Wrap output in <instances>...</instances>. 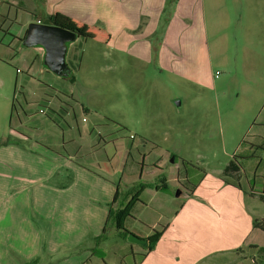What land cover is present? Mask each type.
<instances>
[{"label":"rangeland","instance_id":"1","mask_svg":"<svg viewBox=\"0 0 264 264\" xmlns=\"http://www.w3.org/2000/svg\"><path fill=\"white\" fill-rule=\"evenodd\" d=\"M24 11L0 4V249L37 245L41 260L57 264L75 244L83 264L90 251L97 264H133L131 246H142L106 220L116 187L122 196L168 180L169 199L146 187L125 223L145 234L141 221L161 229L204 172L236 183L217 175L230 161L243 167L240 183L264 212V0H218V13L206 12L217 30L208 36L212 66L198 82L152 64L109 69L104 44L83 37L68 57L74 81L60 77L41 48L15 39L18 25L35 18ZM243 139L258 146L242 150ZM177 173L188 177L185 188L170 180ZM252 237L243 236L242 264L257 260ZM57 244L59 253L45 254ZM236 252L220 259L236 264Z\"/></svg>","mask_w":264,"mask_h":264},{"label":"crops","instance_id":"2","mask_svg":"<svg viewBox=\"0 0 264 264\" xmlns=\"http://www.w3.org/2000/svg\"><path fill=\"white\" fill-rule=\"evenodd\" d=\"M206 1L209 8L205 7V0H0V4L7 8L15 7L33 12L34 19L27 18L17 27L14 37L19 41L29 22H42L47 15L59 12L109 33L108 41L103 43L107 68L123 69L128 63L140 67L152 64L157 69L198 82L201 72L209 71L212 66L208 36L217 30V24L207 21L206 18L218 13V0ZM75 40L68 46L67 62L68 57L69 61L75 57ZM255 146L258 145L246 142L241 149L252 151ZM163 156L161 154L154 158L155 171H162ZM235 164L236 170H229L226 165L223 171H217L218 176L236 177L234 184L222 182L220 177L212 178L204 172L190 190L191 194L185 193L183 203L177 210L174 208L169 214L170 217L165 218L166 222L158 230L161 233L154 247L150 250L145 247L136 250L131 246L133 264H227L228 261L220 257L229 252L233 253L234 250H237L235 259L240 260L236 264H242L241 247L246 233L254 236L253 241L247 244L248 247L264 246L263 231L252 226V220L263 216L264 212L258 213L255 191L249 187L248 177L244 176L249 190L241 185L243 167L240 163ZM142 175L141 169L140 177ZM170 180L175 186L185 188L182 180L188 181V177L177 173ZM167 182L165 179L161 184L140 183L148 185L154 193H162L167 200L170 197L167 193ZM130 189L127 188L126 192ZM145 190L146 187L142 189L136 203L143 204L141 195ZM126 192L122 196L119 194L120 199L115 202L117 206L123 204ZM261 201L264 202V198ZM141 222L150 228L148 231L139 230L145 234L134 232L141 238H147L159 225L156 222L151 225ZM118 233L121 235L120 230ZM70 246L73 253L71 252L69 260L57 264L84 263L83 257L86 254L81 255L80 249H76L77 245ZM6 247L0 249V264H46L39 257L37 245L32 244L29 248ZM62 249L63 244L46 245L44 252L55 254ZM86 249L90 251L92 245ZM135 254L140 257L138 261L134 258ZM92 259L90 251L87 262L97 264Z\"/></svg>","mask_w":264,"mask_h":264},{"label":"trees","instance_id":"3","mask_svg":"<svg viewBox=\"0 0 264 264\" xmlns=\"http://www.w3.org/2000/svg\"><path fill=\"white\" fill-rule=\"evenodd\" d=\"M43 23L48 24H54L58 25L67 29H70L74 31L77 35V37H83V38H89L96 42L104 43L108 41L109 39V33L104 31L103 29L90 25L88 23H85L81 20L69 17L67 15H64L62 13L56 12L53 14L47 15L43 20ZM70 81L74 80L73 74H71L69 77H67ZM246 142L245 139L242 140V145ZM235 158V155H234ZM227 169L236 170V164L233 162H229ZM197 183V182H196ZM195 183V184H196ZM194 184V185H195ZM148 185L139 183L138 186L134 189L131 188L126 192V197L121 204V206H117L115 209H112L110 207L107 212V218H112L115 223V227L120 230L121 236L125 238L127 236V233L129 232L125 227V220L127 217H130L132 209L136 201L139 200V195L144 187H147ZM120 191L118 186L115 189V192L113 194L112 203H115L119 197ZM252 226L254 229H258L264 232V215L261 217L254 218L252 220ZM161 231L155 230L152 234H150L147 238H145L148 241L147 246L145 247L146 250H150L154 247L155 242L160 236ZM255 249V253L257 254V260L253 259V264H264V246H257L252 245L250 246Z\"/></svg>","mask_w":264,"mask_h":264},{"label":"water","instance_id":"4","mask_svg":"<svg viewBox=\"0 0 264 264\" xmlns=\"http://www.w3.org/2000/svg\"><path fill=\"white\" fill-rule=\"evenodd\" d=\"M74 31L48 23L31 21L27 24L21 44L25 47H40L43 50L44 66L54 74L67 78L72 72L66 61L69 43L76 39ZM127 240L146 247L148 241L134 233H127Z\"/></svg>","mask_w":264,"mask_h":264},{"label":"flooded vegetation","instance_id":"5","mask_svg":"<svg viewBox=\"0 0 264 264\" xmlns=\"http://www.w3.org/2000/svg\"><path fill=\"white\" fill-rule=\"evenodd\" d=\"M38 48H40V47H38ZM128 230V229H127ZM129 231V230H128Z\"/></svg>","mask_w":264,"mask_h":264}]
</instances>
